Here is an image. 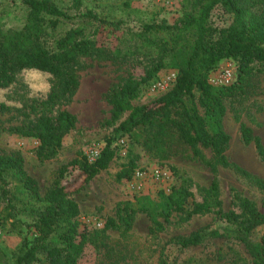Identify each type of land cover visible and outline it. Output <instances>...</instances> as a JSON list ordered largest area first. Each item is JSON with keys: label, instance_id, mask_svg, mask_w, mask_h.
I'll return each instance as SVG.
<instances>
[{"label": "rangeland", "instance_id": "rangeland-1", "mask_svg": "<svg viewBox=\"0 0 264 264\" xmlns=\"http://www.w3.org/2000/svg\"><path fill=\"white\" fill-rule=\"evenodd\" d=\"M73 0H53L58 7L70 9ZM81 10L91 9L104 21L98 27L97 42L108 50L118 47L127 33L137 31L143 23L165 20L175 23L191 0H81ZM3 29H19L25 22L26 9L21 0H0ZM214 26L224 28L228 15L216 9L211 17ZM71 25H66L64 29ZM150 59L142 55L115 59L110 52L80 58L67 67L65 75L55 77L36 70L16 73L13 82L0 89V154L18 153L24 168L38 184L41 194L51 188L58 170L68 162L86 156L97 158L100 150L111 141L114 156L79 192L71 194L79 207L78 221L87 241L78 264H252L243 245L235 240L208 239L184 249L174 239L203 228H222L225 223L214 214V209L191 218L173 214L162 230L154 233L148 217L133 213L131 226H107L112 219L118 222L137 199L160 202L175 186L186 187L195 202L209 199L211 186L217 185L219 209L237 211L234 195L252 200L264 212V191L258 180H264V157L258 155L254 139L245 143L242 129L252 130L264 148V73L253 71L248 77L245 93L224 100L226 108L223 129L230 142L221 155L200 145L182 142L170 130L134 129L121 134L116 128L136 107L151 105L169 92L176 77L174 70H161L147 84L141 85L126 111L113 114L112 95L127 81H139L145 76ZM232 65L230 60L219 63L214 73ZM257 67H255L256 69ZM235 69V67H234ZM236 72H234L235 78ZM73 78L77 88L73 94L65 91V82ZM168 80H171L168 82ZM232 80V81H233ZM164 82V84H163ZM168 85L166 86V83ZM199 93L195 92L198 100ZM198 112L203 109L198 101ZM60 111L73 114L77 122L67 134L57 154L41 161L36 157L38 142L9 131L11 127H28L40 116L54 117ZM67 174L64 181L72 179ZM2 185H0V188ZM11 194L13 184L5 187ZM6 202H0V256L2 264H13L22 238L33 237L32 228L23 226L10 231V221H3ZM17 218L29 224L22 214ZM162 222V218H159Z\"/></svg>", "mask_w": 264, "mask_h": 264}, {"label": "trees", "instance_id": "trees-1", "mask_svg": "<svg viewBox=\"0 0 264 264\" xmlns=\"http://www.w3.org/2000/svg\"><path fill=\"white\" fill-rule=\"evenodd\" d=\"M21 4L26 9L21 28L3 29L0 17V89L8 87L22 70L62 77L67 67L78 59L103 51L110 52L115 59L145 56L150 59L145 76L139 81H127L112 95L113 114L117 115L128 109L140 86L154 79L159 71H176L173 88L151 105L134 108L116 128L121 134L134 129H166L188 145H200L221 155L230 142L222 125L226 112L224 100L244 94L247 77L253 71L264 73V0H191L175 23L168 24L165 20L143 23L137 31L127 33L126 38L120 40V45H126L124 49L113 50L98 45V27L86 31L105 23L93 10H81V0L72 1L70 9H74V13L58 7L53 0H21ZM216 9L230 19L224 28L211 22ZM66 25L71 26L64 29ZM227 60L234 64L235 78L228 86H214L208 82L209 74ZM65 86L70 94L78 87L73 78H69ZM196 91L200 94L198 100ZM197 101L203 109L202 115ZM6 109L0 103V111ZM76 122L73 114L60 111L54 117L40 116L28 127H11L9 131L35 138L38 142L36 157L44 161L57 154L63 138ZM242 139L245 143L254 139L258 155L264 157V148L260 140L253 137L251 129H242ZM113 156L111 141L107 140L93 161L81 156L61 166L51 188L41 194L37 182L26 172L20 154H0V202H6L3 221H10L12 232L20 231L23 226L34 232L33 237L22 238L13 264H78L87 238L80 229L79 207L70 196L104 170ZM67 174L73 177L65 182ZM257 183L264 191V180L259 179ZM9 184H13L10 195L5 189ZM191 198L192 193L186 187L175 186L160 202L137 199L135 209L121 216L118 222L110 219L106 224L128 227L133 213H143L154 233V228L162 230L173 214L188 219L214 209V214L225 223L224 227L203 228L177 237L173 243L184 249L208 239L235 240L243 245L252 264H264V212L252 200L235 194L237 211L223 212L219 209L215 183L209 199L195 202ZM17 214L26 216L31 223L21 221Z\"/></svg>", "mask_w": 264, "mask_h": 264}, {"label": "built area", "instance_id": "built-area-1", "mask_svg": "<svg viewBox=\"0 0 264 264\" xmlns=\"http://www.w3.org/2000/svg\"><path fill=\"white\" fill-rule=\"evenodd\" d=\"M215 72V71H214ZM211 72L208 77V82L214 86H228L232 83L235 69L232 65L227 66L218 73ZM171 80H168V82ZM166 83V82H165ZM164 84V82H163ZM168 83H166V86Z\"/></svg>", "mask_w": 264, "mask_h": 264}]
</instances>
